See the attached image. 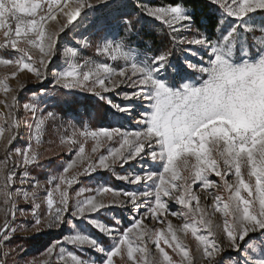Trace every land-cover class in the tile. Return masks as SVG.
I'll use <instances>...</instances> for the list:
<instances>
[{
	"label": "snow or ice",
	"instance_id": "6c2138e0",
	"mask_svg": "<svg viewBox=\"0 0 264 264\" xmlns=\"http://www.w3.org/2000/svg\"><path fill=\"white\" fill-rule=\"evenodd\" d=\"M207 3L220 10L219 20L194 18V11L170 0L155 5L135 0L139 12L131 16L121 14L123 0H0L4 47L13 50L10 55L19 53L17 58L0 60V64L12 66L13 77L17 71L32 73L39 85L51 78L52 86L31 93L23 103L14 92L9 100V89L5 87L6 95L0 99L4 118L0 137L5 129L10 132L0 157V204L6 209L4 223L0 224V264H141V256L147 254L153 236L165 264H174L161 241L174 250L180 249L185 259L189 252L171 231L170 221L171 239L163 230L154 228L135 232V246L131 237L135 229L143 227L144 220L163 223L168 215L185 219L189 214L195 220L192 235L202 245L199 264H264V24L244 19L264 11V0ZM85 8L97 9L90 31L73 37L75 46L65 47L63 54L76 57L77 47L91 48L100 39L102 43L95 45L96 53L114 61L122 58L123 65L109 67L99 63L90 67L85 60L83 65L70 66L68 70L55 69L54 58H61L59 35ZM140 13L159 22V44L139 33ZM57 15L64 18V23L55 36H46L47 22L56 20ZM227 18L235 23L225 32L222 25ZM202 20L206 23L202 24ZM213 24L215 35L201 30L211 29ZM137 42L144 51L131 49L130 43ZM22 45L39 49V64L33 63ZM191 57L196 58L195 62ZM77 92L90 94L114 112L129 115L132 102L139 101L141 110L133 116L137 125L134 130L98 126V119L107 115L101 113L98 105L88 121L81 122L82 131L74 135L83 137L84 142L95 141L92 153H98L100 147L108 148L107 154H98L79 175L108 170L125 183L143 185L144 190L125 191L104 185L77 192V196L84 191L95 195L71 202L61 184L71 187L75 176L71 180L63 174L51 177L47 183H60L50 190L32 174L41 162L37 152L41 141L37 135L33 144V126L39 132L46 121L58 118L56 111L45 110L38 98L54 97L55 103L71 112L80 108L74 96ZM109 94L119 97L120 103ZM89 121H95L96 126H85ZM23 128L29 130L28 141L23 147L13 148ZM112 143L119 147H111ZM77 144V140H72L66 146L71 152ZM84 153L83 143H79L75 155L89 159ZM132 161H137L142 169L138 174L120 175L115 171ZM75 163L76 160L67 163L63 173H68ZM150 163L156 170L149 167ZM190 163L192 175H181V170H189ZM212 175L219 177V182L209 179ZM55 191L59 192V199L53 207ZM222 191L228 195L222 196ZM41 192L47 194L46 200ZM104 194H110V198H103ZM45 203L47 216L39 211ZM173 205L181 206L180 211H174ZM108 207L133 213L131 223L122 227L116 217L108 223L94 218L99 209ZM208 208L212 209L210 215L222 216V225L213 222ZM69 215L85 220L98 235L75 231L48 245L41 253L46 256L45 261L28 259L20 239L59 228ZM67 223L75 228L72 220ZM200 226L204 229L202 234L197 231ZM183 228L187 231L189 224L184 223ZM102 237L110 243L103 242ZM69 244L76 251H69ZM87 248L99 253V259L76 254Z\"/></svg>",
	"mask_w": 264,
	"mask_h": 264
},
{
	"label": "rangeland",
	"instance_id": "374dc122",
	"mask_svg": "<svg viewBox=\"0 0 264 264\" xmlns=\"http://www.w3.org/2000/svg\"><path fill=\"white\" fill-rule=\"evenodd\" d=\"M72 2L75 3L76 0H72ZM143 2L146 4H150L149 0H143ZM215 9L220 19L222 14L219 9L217 8ZM138 12L139 9L136 8L135 6V0H123V10L121 13L122 15L131 16L137 14ZM96 14H97V9L95 8L83 9L78 19L75 22H73L72 25H69V27L65 29L64 33H60L59 45H60L61 58H59V56L54 58V67L56 70H68L70 69V66H74L77 64L83 65L85 60L89 61L90 67L99 63H107L109 67L121 66L125 63L122 58H118L117 60L114 61L111 59V57L107 55H100L99 53H96L95 45L102 43V40L100 39L94 41L93 46L91 48L85 49V48L77 47L76 57H72L70 54L68 56H65L63 54V49L65 47L75 46L73 37L78 38L81 35L88 34L91 28V21L94 19ZM140 14L138 17L142 19V22L144 21H152L156 23L158 22L152 19L151 17L144 15L143 13ZM244 19L248 23L264 24V11H257L256 13L249 14V16L245 17ZM63 23H64V18L61 17L60 15H57L56 20L48 21L45 26L46 36L48 34L55 36L56 33L59 32ZM233 23H235V21L232 18H227L225 20V23L222 25V30L225 32L228 31ZM118 31L122 32V29H118ZM113 38H115L114 35ZM22 46L26 47L27 51L32 56L33 63L39 64V60H40L39 49L34 48L31 45H22ZM130 47L134 51H140V52L144 51V49L139 48L140 45L138 44V42L136 44L130 43ZM200 52L201 54H203V50H200ZM10 53H13V50L4 47L3 37L2 35H0V60L14 59L19 56V53H14L12 55H10ZM184 56L187 57L188 54L184 53ZM177 58L178 56L175 57L174 59ZM191 59L193 60V62H195L196 58L191 57ZM13 70H14L13 67L10 65L5 66L0 64V99H4L6 95L4 91L5 87L9 89L7 93L9 100L14 92L16 95L20 96L21 103L26 102L25 99H27L31 93L38 91L40 88L52 87L50 85L51 78H49V80H46L43 85H39L36 84L35 76L32 73H28L26 70L17 71L16 76L13 77L11 75V72ZM84 70H87V68H85ZM6 76L7 79H5ZM22 89L25 90L22 91ZM109 95L112 96V98L117 103H120L119 97L114 96L113 94H109ZM74 96L80 102V108L77 111H71V112L65 109L62 105L55 103L54 97L38 98L41 101H43L45 110L53 109L54 111H56L58 118L55 121H51V120L46 121L45 124L41 126L39 132H37L35 130V127L33 126V144L35 145V139L37 135L39 136V139L41 141V143L37 146V152L41 159V162L37 167H35L32 170V174L36 176L38 180L41 181L44 187H47L50 190L55 187V183H60L59 180H56L52 184L47 183V181L50 180L51 177L59 176L63 174L66 180H71L73 176H75L76 179L72 183L71 187H68L66 183L61 184V190L67 189L71 202L82 200L89 195H95V192L84 191L82 196H77V192L86 189L95 190L96 188L104 185H108L116 189H124L125 191L144 190L143 185L125 183L123 180L117 179L116 176L113 174V172L108 170H98L96 172H93L91 175H86V176L79 175V173L83 172L84 168L87 166L90 160L94 161L95 157L98 154L101 153L107 154L108 148L107 146L100 147L98 153H92L91 150L95 144V141L89 139L87 140V142H84L83 137L74 135V132L78 133L79 131H82L81 122L88 121V115L84 113V109H85L84 107L87 104L92 105L94 107L99 105L106 111L108 117L107 123L98 124V126L120 127L123 129L134 130L137 127V125L133 122V116L138 115L139 110H141L139 101L132 102L133 105L132 115H129L122 112H114L111 108H109L108 105L104 104L102 101H98L96 97L90 94L77 92L74 94ZM124 103H128V102H124ZM2 112L3 109H0V127H4V118ZM72 124L76 125L75 129L71 126ZM85 126L95 127L96 122L89 121ZM9 135L10 132L7 129H5L4 135L0 137V157H3L4 155L5 148L7 147L6 137H8ZM28 136H29V130L27 128H23L21 130L20 138L12 144V147L13 148L23 147L28 141ZM72 140H77L78 144L74 146L73 150L70 152L66 145L68 142ZM79 143H83V146L85 148L84 156L88 157L89 159H81L76 157L75 153L78 151ZM110 146L113 148L119 147V145L115 143L110 144ZM73 160H76V163L74 164L73 168L69 169L68 173H63V167L66 166L67 163L72 162ZM149 167L153 170H156L153 167V165H151V163L149 164ZM115 171L120 175H125L128 172H133L138 174L140 171H142V169L137 166V161H132L129 164H125L123 168L117 167ZM181 175H188V176L192 175L191 163L189 165V170L187 172L181 170ZM209 179L219 182V177H215L214 175L210 176ZM229 179L232 178L229 177ZM2 184H3V168L2 166H0V185ZM198 185L199 182H197V186ZM221 195L226 197L228 193L227 191H222ZM41 196L46 200L47 198L46 193L41 192ZM53 198H54L53 207H55V202L59 199L58 191L53 192ZM103 198L105 199L110 198V194H104ZM0 199H2V196H0ZM193 203L195 204V202ZM200 203L202 207L205 206V201L203 200V198L201 199ZM172 207L174 211H180L181 208V206H176V205H173ZM39 211L45 216H47L46 203L41 206ZM207 211L208 214L210 215L212 209L208 208ZM5 212L6 209L4 205L0 204V224L4 223ZM132 215L133 213L125 209H114L108 207V208L99 209L96 213H94V218L102 220L105 223H108L112 221L114 217H116L120 219L122 227H127L131 223ZM205 218L207 219L209 218V216L206 215ZM210 218L213 220L214 223H219L222 225V216L219 213L215 215H210ZM68 220H72L75 228L69 227L67 223ZM169 221L171 222V231L176 233L178 242L184 246L185 250L189 252V256L186 259L183 258L182 251L180 249L174 250V247H169L165 245L163 241H161V247H163L164 250L168 252L169 256L172 257L174 264H188L189 261H192L193 264H199V256H200L199 249L202 247V245H200L199 241H197L196 238L192 235L191 230L195 225V220L190 214L185 219H181L180 216L168 215L163 223L154 220H144L143 227L135 229L134 234L131 237L133 241V246H135V240H136L135 232L143 231L145 229L149 231H151L153 228L156 229L157 231L163 230L165 234L168 235V238L171 239V235L169 234V223H168ZM186 222L189 224V229L187 231H185L183 228V225ZM75 231L81 233H87L88 235L93 237H96L98 235L95 229H93L91 225L88 224L85 220L75 219L74 217H71L69 215L68 217H66L65 223L61 224L59 228L46 229L27 238H21L19 242L24 245L26 249V252L24 254L28 256L27 257L28 259H32L33 257H35L36 260L40 262L46 260V256L41 255V253L44 252L45 248L48 245H50L54 241L62 240L63 238L67 237L69 234H74ZM197 231L198 234L204 233V229L202 226H200L197 229ZM101 239L106 244L110 243L107 237H102ZM67 247L69 251H76V249L71 244H69ZM147 248H148L147 254L141 256V264H165V262L163 261L162 254L155 246L154 236L152 237L151 240H149ZM76 254L85 257L88 256L96 257L97 259H99V253L92 251V249L90 248L84 249L83 251H77ZM129 264H132V262L129 261Z\"/></svg>",
	"mask_w": 264,
	"mask_h": 264
},
{
	"label": "trees",
	"instance_id": "16d2710c",
	"mask_svg": "<svg viewBox=\"0 0 264 264\" xmlns=\"http://www.w3.org/2000/svg\"><path fill=\"white\" fill-rule=\"evenodd\" d=\"M162 0H149V3L151 5L159 4ZM170 2L173 3H183L187 8L194 11L196 13V17H212L214 20H219V15L213 5H210L207 3V0H170ZM141 15V14H140ZM201 23H206V20H202ZM140 26V28H139ZM199 26V25H198ZM137 27L138 31L141 35H143L145 38H152L157 44H159L160 39L162 38L161 35L156 32V28L159 27V23L152 22V21H144L142 22V19L138 17L137 20ZM202 31L205 32H211L213 35H215L216 29L215 24H213L211 29H205L202 28ZM140 45V43L138 42ZM97 107V106H96ZM96 107L92 105H85L84 113H86L88 116L96 110ZM101 113L106 112L102 107H100ZM108 121L107 115L98 119V124H106Z\"/></svg>",
	"mask_w": 264,
	"mask_h": 264
}]
</instances>
